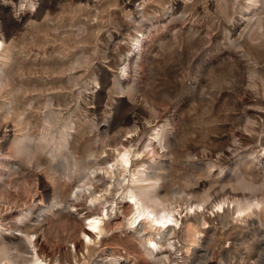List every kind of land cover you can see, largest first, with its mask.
Wrapping results in <instances>:
<instances>
[{
  "label": "rangeland",
  "instance_id": "rangeland-1",
  "mask_svg": "<svg viewBox=\"0 0 264 264\" xmlns=\"http://www.w3.org/2000/svg\"><path fill=\"white\" fill-rule=\"evenodd\" d=\"M0 39V250L264 264V0H0ZM131 192L166 200L173 238L144 244Z\"/></svg>",
  "mask_w": 264,
  "mask_h": 264
},
{
  "label": "bare ground",
  "instance_id": "bare-ground-1",
  "mask_svg": "<svg viewBox=\"0 0 264 264\" xmlns=\"http://www.w3.org/2000/svg\"><path fill=\"white\" fill-rule=\"evenodd\" d=\"M251 1H252V4H256L259 0H251ZM4 52H5V50H4V46H3V41H2V39H0V59H2V60H5L7 58V56L4 55ZM11 109H13V108H11ZM27 136H30V135H27ZM155 138L158 139L160 142L162 141L163 135H162V133L159 130H158V132L155 133ZM29 139H30V137H29ZM24 145H25V143L23 145L19 146V147L23 148ZM121 162H122V164L125 167H127L129 165L128 152H125L122 155ZM130 197L134 198V200H135L134 204L132 206L133 210H134V216L132 217L130 224H133V223L139 221V219H141V218H146V220L148 221V223L150 225V228H154V230L158 231V232L156 231V233L155 232L154 233L151 232L148 237L144 236V244H152V245H154L152 247L157 248L158 245L162 244V243H159V240H157V238H155L156 235H159L160 239L168 238L167 240H170L171 238H173L172 235L176 234L175 229L178 226L179 222H178V218H174V214H173L172 210L168 207V204H167L166 200L161 199V198H159L156 195H151L149 193L148 194H143L140 197L137 196L135 193H132L130 195ZM206 201H207V197L203 196V197L199 198L197 200V202H195L194 205H195V207L198 208L200 206H203V203L206 202ZM235 201H236V208H235L233 214L235 213V214L238 215V218H236L237 220L240 219L239 216H241L242 214H249V212H250L249 210H251L250 208L253 205H257L258 204V202H253L252 203V202H241L240 200H235ZM225 202H226V200H222L217 205L219 209H224V212L226 211V209L224 208ZM90 217H91V215L87 216L85 219H88ZM101 221H102V217L100 218V216H99V217H93L92 221H90V223H89L91 228L94 231L95 230L96 231L99 230L97 232L98 234L101 233V231H100V222ZM204 223H205V221L203 222V224ZM77 226H79L78 232H77V237L80 238V235L81 236L83 235V237L85 238V241L81 238V242L84 245V247L87 248V249H90V250L94 249L93 246H89V242H90V239L91 240L94 239V238L96 239L97 237H95L89 230L86 229L85 223L81 222V224L79 223V225H77ZM138 232L140 233L141 231H137V233ZM197 234H198V231L195 230L194 226L189 227V231H188V237L189 238L188 239L192 243H197L198 242L199 237H198ZM34 236L33 235H28L27 236L29 242H31V240H33ZM135 238H137V237L135 236ZM68 240L69 239H67V241ZM140 244H141V241H140ZM149 254H151V256L154 257V253H153L152 250L149 252ZM111 255H112V258L111 259L107 258V260H104L105 261L104 263L113 264L114 262H118L120 260L119 256H116L113 253ZM198 256L203 258V256L205 257L206 254L204 252V253L199 254ZM55 259L57 261V258H55ZM0 260H5V261L8 262V264H44L43 259H39L37 256H35L33 258L32 257H24V258L15 257V258H11L10 255H9V252L4 251V250H0ZM169 261L170 260H169L168 257H161L156 264H170ZM64 262L66 263L68 261L65 260Z\"/></svg>",
  "mask_w": 264,
  "mask_h": 264
}]
</instances>
